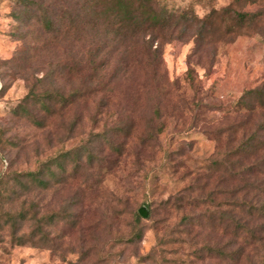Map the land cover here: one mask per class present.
<instances>
[{
  "label": "rangeland",
  "instance_id": "obj_1",
  "mask_svg": "<svg viewBox=\"0 0 264 264\" xmlns=\"http://www.w3.org/2000/svg\"><path fill=\"white\" fill-rule=\"evenodd\" d=\"M36 1L0 0V264H70L87 251L89 258L80 264H96L98 255L108 258L107 264H227L203 258V243L220 239L218 231L181 226L187 214L205 226L206 209L176 212L159 201L179 191L213 198L225 189L217 185L240 157L239 146L264 123L258 101L250 113L238 106L247 90L264 85V16L257 27L232 29L234 13L264 9V0H154L153 8L175 16L173 21L186 12L204 20V27L166 32L168 23L163 32H148L144 39L152 34L151 47L160 46L161 58L146 56L138 42L131 56L132 85H117L110 106L95 121L91 113L104 94L66 108L51 98L49 112L46 97L29 96L55 90L66 96L81 92L85 82L77 63L82 44L64 42L81 33L47 37L37 23ZM172 33L175 39L164 43ZM49 65L57 72L69 69L70 75L51 77ZM33 118L43 126L33 125ZM160 125L164 134L152 138ZM98 133L122 147V156L93 137ZM254 157L260 163L264 150ZM228 195L214 205L240 197ZM142 203L151 204L152 221L144 220L141 240L115 245L129 222L125 210L145 207ZM98 219L102 222L94 227ZM182 230L188 231L183 242L164 247V253L156 246L157 236ZM155 246L153 260L138 259Z\"/></svg>",
  "mask_w": 264,
  "mask_h": 264
},
{
  "label": "trees",
  "instance_id": "obj_2",
  "mask_svg": "<svg viewBox=\"0 0 264 264\" xmlns=\"http://www.w3.org/2000/svg\"><path fill=\"white\" fill-rule=\"evenodd\" d=\"M15 1L19 2L21 0ZM46 1L37 0L34 3L35 11L39 14L37 23L43 28L44 34L51 39L56 38L59 32H67L68 35L72 32L81 33L76 41L72 37H67L64 42L69 47L74 43L82 44V53L77 63L81 67L82 78L85 82L82 85L81 92H70L66 96L56 90L44 92L42 95L31 91L29 96L33 98L39 95L46 97L44 109L49 112L52 107L46 100L51 98L59 102L60 108H66L75 101L86 104L89 101L92 102L97 95L104 94L98 99L95 110L91 113L94 121L101 119L100 116L104 113V109H108L110 106V98L114 99V92L118 90L116 89L117 85H121L122 88H126V86L129 88L132 85L131 68L135 61L132 60L131 56L135 52L138 42L144 43L146 56L151 55L155 59H159L160 56L161 58L160 46L153 49L151 47L154 40L151 38L152 34H149V38L145 41L144 38L148 32H163L165 25H168V23L170 31L167 29L166 32H182L183 29L192 30L196 27L201 30L205 24L204 20L186 12L176 15L177 19L173 21L175 16L166 17L162 15V12H157L153 8L154 0H58V2L57 0H50V4H45ZM49 7L51 11L47 9ZM231 11L229 8L222 10L225 15H230ZM263 16L264 9L262 8L252 13L236 12L232 18V29L237 33L243 32L247 28L251 29L252 26L257 27ZM172 35L173 33L164 40V43L175 39ZM49 66L47 75L49 74L51 77L70 75L69 69L65 71L66 68L61 67L57 72L51 65ZM187 75L188 78H191L190 74L187 73ZM46 78L48 79L50 76H46ZM111 85L112 87L115 86V89L110 88ZM255 101L260 103L259 107H263L264 85L247 90L238 103L239 109L250 113ZM49 102L51 103V101ZM106 113L109 114V112ZM112 115L110 114L109 117ZM158 118L159 116H157ZM33 125L39 128L43 126L40 120L34 118ZM72 129L70 128L69 131L71 132ZM164 132L165 128L160 125L152 138L158 139ZM258 133L263 136L258 138ZM93 137L99 138V141H104L119 157L122 156L123 148L113 147L102 133L93 134ZM263 137L264 123L256 132L254 129L250 136L239 146L235 155L241 158H237L231 164V167L225 171L227 178H223L217 185H223L225 189L214 194L213 198L210 193L196 195L193 192V194L186 196V194L184 195L183 192L179 191L175 196H169L159 201V205L163 209L176 212L195 207L206 209L204 210L207 212L204 216L205 226H201L200 218L198 222V219L191 214L181 217V226L183 227L197 224L199 227H205L208 233L218 231L222 236L215 242L209 240L203 243L202 249L205 255L203 258L219 259L227 262V264H231V262L241 264L242 260L246 258L248 264H264V159L259 163L254 157L257 149L264 150ZM248 157H252L253 161L245 163L244 161ZM142 182L143 180L140 181V184ZM200 189L203 190L204 186ZM226 192L231 198L240 197L233 204L231 202L229 204L219 202L218 205H214L215 200ZM111 195L109 194V198ZM248 196L249 199H247ZM141 205L146 207L147 218L142 219L139 216V209L135 211L126 209L125 213L129 218L126 232L116 236L114 239L115 245H131L141 240L143 229L145 230L144 220L152 221L151 204L142 203ZM213 208L216 209L213 210ZM233 209L237 211L235 216L228 215V211H233ZM217 213H220V215H217ZM68 217L71 226L74 225V219ZM101 222L102 220L98 219L94 227H98ZM157 223L156 220L153 221V227L154 225L157 226ZM250 226H255V228L250 229ZM187 233V230H182L157 236L156 246L162 247L160 251L164 253V247L183 242V239H185L183 235ZM226 238L230 240L229 244L222 242ZM156 246L146 255L138 256V259L142 262L153 260L157 255ZM254 257L257 258L256 263L253 260ZM88 258L87 251L81 254L77 261L69 263L80 264ZM108 262L109 259L105 256H97L96 264H107Z\"/></svg>",
  "mask_w": 264,
  "mask_h": 264
},
{
  "label": "water",
  "instance_id": "obj_3",
  "mask_svg": "<svg viewBox=\"0 0 264 264\" xmlns=\"http://www.w3.org/2000/svg\"><path fill=\"white\" fill-rule=\"evenodd\" d=\"M138 214H139V216H141L143 219H146V218H147V215H148V212H147V210H146L145 207H141V208H139V210H138Z\"/></svg>",
  "mask_w": 264,
  "mask_h": 264
}]
</instances>
